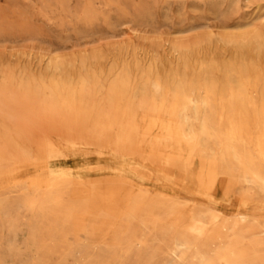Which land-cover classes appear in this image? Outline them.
Listing matches in <instances>:
<instances>
[{
    "label": "rangeland",
    "instance_id": "1",
    "mask_svg": "<svg viewBox=\"0 0 264 264\" xmlns=\"http://www.w3.org/2000/svg\"><path fill=\"white\" fill-rule=\"evenodd\" d=\"M231 97L263 106L264 0H0V264H264Z\"/></svg>",
    "mask_w": 264,
    "mask_h": 264
},
{
    "label": "bare ground",
    "instance_id": "2",
    "mask_svg": "<svg viewBox=\"0 0 264 264\" xmlns=\"http://www.w3.org/2000/svg\"><path fill=\"white\" fill-rule=\"evenodd\" d=\"M250 87H256L257 83L253 81H249ZM206 92L210 93L211 89L206 88ZM206 104H208V99L206 98L204 100ZM224 109L226 111V121H227V127H226V141H237L242 145L243 148H248L250 141L253 138V132L251 130L250 124L254 120V117L257 115H260L262 127L258 134V157L255 156L252 152L248 151H242L238 146L232 145L230 147L228 145L225 159L227 161H237L240 165L241 174L243 177L247 180H251L253 177H258L260 179H264V176L259 175L260 173L258 170H261L258 166L257 162L259 163L260 159L264 162V101L262 108L258 111L251 107V105L248 102H244L243 100H240L236 97L228 98L225 102ZM47 167H51V164L46 163ZM41 173H26L21 172L19 174V178H26V177H32L33 181L39 182L42 179ZM11 177V174L9 171H2L0 172V181H7ZM235 179L233 174L230 173V177L227 182L228 187H232ZM54 184V183H53ZM199 192L204 194H210L209 187L205 188H197ZM1 211V208H0ZM56 230H47L48 233H54ZM61 236L65 237V234H67V230H60ZM46 232V230H36L35 233L42 234ZM184 242L178 243V248L175 250L176 255H181L182 249L181 247L184 245ZM169 264H175V263H169ZM211 264H240V259L237 257L231 256L228 251H222L220 252L214 260L211 261Z\"/></svg>",
    "mask_w": 264,
    "mask_h": 264
}]
</instances>
